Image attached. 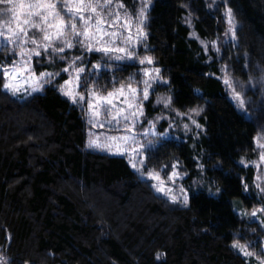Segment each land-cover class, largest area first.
<instances>
[{
  "label": "trees",
  "instance_id": "1",
  "mask_svg": "<svg viewBox=\"0 0 264 264\" xmlns=\"http://www.w3.org/2000/svg\"><path fill=\"white\" fill-rule=\"evenodd\" d=\"M151 1L149 53L174 106L201 110L203 132L197 140L164 141L147 165L177 163L187 184L201 181L202 188H193L187 205L172 204L125 158L86 149L82 111L55 84L25 98L5 91L1 69L13 57L0 50V254L9 264H255L232 243L253 179L238 161L251 157L264 123L234 107L219 61L190 38L184 19L189 10L195 34L212 39L209 9H230L238 27L229 64L246 81L264 76V0ZM249 94L264 115V80Z\"/></svg>",
  "mask_w": 264,
  "mask_h": 264
},
{
  "label": "rangeland",
  "instance_id": "2",
  "mask_svg": "<svg viewBox=\"0 0 264 264\" xmlns=\"http://www.w3.org/2000/svg\"><path fill=\"white\" fill-rule=\"evenodd\" d=\"M134 1V7L128 8L123 0H0V50L7 49L13 57L1 69L4 89L25 98L55 84L62 97L82 111L86 149L125 158L140 179L151 183L154 192L172 204L184 205L185 197L188 200L193 188H202L203 183L192 180L188 185L177 163L149 167L147 158L164 141H185L188 137L197 140L203 132L198 122L201 110L174 106L169 81L155 66L146 43L152 1ZM209 10L216 26L215 37L200 39L193 31L196 18L188 10L184 21L189 36L209 59L219 61V79L234 107L256 124L264 123V115L249 94L256 92L264 76L246 75V81L234 76L228 54L237 45L238 23L232 14L229 21L223 6L216 13ZM58 31L62 34L57 35ZM45 35L50 38L45 40ZM66 42L72 47H67ZM225 79L230 84H225ZM109 93L113 95L109 97ZM250 154L249 159L238 161L241 167L252 168L253 179L244 188L251 201L238 213L242 227L234 234L232 247L234 243L239 245L233 249L255 264H262L264 127L254 135ZM150 172L158 178H151ZM241 248L251 255H245ZM0 257L10 263L2 254Z\"/></svg>",
  "mask_w": 264,
  "mask_h": 264
},
{
  "label": "snow or ice",
  "instance_id": "3",
  "mask_svg": "<svg viewBox=\"0 0 264 264\" xmlns=\"http://www.w3.org/2000/svg\"><path fill=\"white\" fill-rule=\"evenodd\" d=\"M48 7H54V5H48ZM93 11H95V9H93ZM228 16H229V21L231 20V10L229 9L228 10ZM56 27L59 29L60 28V25H56ZM72 27H73V30H75V25H72ZM21 31H23L22 29H21ZM62 33L61 32H59L58 31V33H57V35H61ZM77 35H79V33H76ZM85 35H87L88 34V32H87V30H85V33H84ZM50 37L48 36V35H45L44 36V39L45 40H48ZM33 43H35V41H33ZM67 43V42H66ZM67 47H69V48H71L72 47V44L71 43H67ZM64 49L63 48H60L59 49V51H63ZM98 50H103V51H109L110 49H98ZM119 51H125V49H119ZM39 53H37V55H38ZM145 59H147V61L149 62V63H151L152 62V60H151V58H145ZM141 63H144V60H141ZM82 71V70H81ZM157 71V73L159 72V70H156ZM145 75H148V73H145ZM224 83L225 84H230V81L229 80H227V79H225L224 80ZM5 87L7 88V87H9L8 85H5ZM109 95V97H111L113 94L112 93H109L108 94ZM145 97H147V93H145ZM237 99H239V96H237L236 97ZM241 103H243L242 101H241ZM193 111H196V110H193ZM197 114H198V111H197ZM193 123H195V121H193ZM197 127H199V125H197ZM134 166V165H133ZM151 178H158V177H156L153 173H149L148 174ZM173 175H175V173H173ZM159 190V189H158ZM173 202H175V198L173 197ZM187 203H188V201H187V197H185V200H184V204L185 205H187ZM253 215H255V213H253ZM233 247L234 248H239L240 246L239 245H237V244H233ZM241 251L242 252H244V254L245 255H251L250 253H247L246 251H244L243 250V248H241ZM262 264H264V262H262Z\"/></svg>",
  "mask_w": 264,
  "mask_h": 264
},
{
  "label": "clouds",
  "instance_id": "4",
  "mask_svg": "<svg viewBox=\"0 0 264 264\" xmlns=\"http://www.w3.org/2000/svg\"><path fill=\"white\" fill-rule=\"evenodd\" d=\"M199 114V112H198ZM0 264H7V260L3 257H0Z\"/></svg>",
  "mask_w": 264,
  "mask_h": 264
}]
</instances>
